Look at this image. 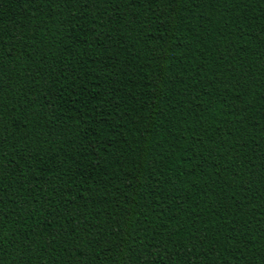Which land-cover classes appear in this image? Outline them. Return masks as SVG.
I'll use <instances>...</instances> for the list:
<instances>
[{"label":"trees","instance_id":"1","mask_svg":"<svg viewBox=\"0 0 264 264\" xmlns=\"http://www.w3.org/2000/svg\"><path fill=\"white\" fill-rule=\"evenodd\" d=\"M0 264H264V0H0Z\"/></svg>","mask_w":264,"mask_h":264}]
</instances>
